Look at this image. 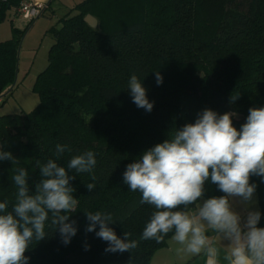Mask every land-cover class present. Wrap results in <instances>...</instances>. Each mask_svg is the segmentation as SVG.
Returning a JSON list of instances; mask_svg holds the SVG:
<instances>
[{"label": "trees", "instance_id": "trees-1", "mask_svg": "<svg viewBox=\"0 0 264 264\" xmlns=\"http://www.w3.org/2000/svg\"><path fill=\"white\" fill-rule=\"evenodd\" d=\"M21 2L0 0V25L13 22ZM73 10L52 30L47 66L33 85L36 108L0 117V145L14 157L0 161V202H14L12 177L19 168L28 171L34 189L40 166L55 159L56 144L71 147L57 161L65 167L71 156L93 151L91 174L69 170L78 199L70 215L76 235L63 244L49 221L46 237L33 240L25 253L28 264H149L172 234L159 244L140 239L154 209L139 203L141 194L128 189L123 173L205 109L234 113L239 129L250 108L264 107V0H84ZM88 15L96 29L84 22ZM21 37L12 27V37L0 39V105L12 92L3 96L14 82ZM157 71L163 77L159 85ZM133 74L154 102L151 112L132 101ZM251 182L257 185L258 226L264 227V182L256 176ZM87 183L96 187L89 191ZM220 195L215 185H206L205 198ZM96 211L111 213L108 226L121 238L131 233L138 246L106 252L107 242L86 232L85 212Z\"/></svg>", "mask_w": 264, "mask_h": 264}, {"label": "clouds", "instance_id": "clouds-1", "mask_svg": "<svg viewBox=\"0 0 264 264\" xmlns=\"http://www.w3.org/2000/svg\"><path fill=\"white\" fill-rule=\"evenodd\" d=\"M156 81L158 85L163 82L159 71ZM128 90L138 108L152 111L154 102L135 74L128 81ZM233 115L205 109L194 123L168 133L162 143L127 165L123 183L141 194L140 204L154 209L141 240L159 244L171 233L178 254L202 257L205 264H264V227L258 226L261 212L252 210L257 185L251 182L253 176L264 182V107L250 108L239 129L233 125ZM70 152L67 144L55 145V159L40 166L41 179L34 189L28 171L16 170L12 177L15 200L0 202V264H28L25 253L33 240L46 237L49 221L54 226L51 230H59L63 244L76 235V222L70 221V215L76 211L78 199L70 186L75 176L69 170L91 174L97 160L93 151H85L61 166L57 161ZM13 159L0 145V161ZM206 185H215L223 195L205 198ZM86 187L91 191L96 185L87 183ZM237 201L246 214L237 210ZM85 214L89 221L86 232L95 231L107 242L106 252L122 253L138 246L137 240L129 238L131 233L124 232L121 238L108 226L114 222L111 213Z\"/></svg>", "mask_w": 264, "mask_h": 264}, {"label": "rangeland", "instance_id": "rangeland-1", "mask_svg": "<svg viewBox=\"0 0 264 264\" xmlns=\"http://www.w3.org/2000/svg\"><path fill=\"white\" fill-rule=\"evenodd\" d=\"M84 0H44V5L50 2L39 17L28 24L20 18H15L12 23L5 21L0 25V39L9 40L12 37V27L22 33L18 50V65L16 82L2 105L0 117L7 115H20L30 113L38 105L39 99L33 91L36 77L46 68L47 57L54 43L53 29L60 28V20L66 16H73V9ZM255 204L252 210H258L257 197L254 194ZM237 210L246 214L244 206L236 202Z\"/></svg>", "mask_w": 264, "mask_h": 264}, {"label": "crops", "instance_id": "crops-1", "mask_svg": "<svg viewBox=\"0 0 264 264\" xmlns=\"http://www.w3.org/2000/svg\"><path fill=\"white\" fill-rule=\"evenodd\" d=\"M23 1H35L42 4L44 7V0H23ZM24 21V20H23ZM26 22V21H25ZM179 246L171 238L168 240L167 245L156 251L149 264H205L202 257L187 256L177 253Z\"/></svg>", "mask_w": 264, "mask_h": 264}, {"label": "built area", "instance_id": "built-area-1", "mask_svg": "<svg viewBox=\"0 0 264 264\" xmlns=\"http://www.w3.org/2000/svg\"><path fill=\"white\" fill-rule=\"evenodd\" d=\"M45 7L35 1H23L16 10V17L30 22L40 16Z\"/></svg>", "mask_w": 264, "mask_h": 264}, {"label": "water", "instance_id": "water-1", "mask_svg": "<svg viewBox=\"0 0 264 264\" xmlns=\"http://www.w3.org/2000/svg\"><path fill=\"white\" fill-rule=\"evenodd\" d=\"M50 3V2H49ZM48 3V4H49ZM47 4V5H48ZM84 22L90 27V28H92V29H96V27H97V21H96V19L95 18H93L92 16H90V15H88V16H86L85 18H84ZM19 46H20V44H19ZM19 46H18V50H19ZM17 65H18V57H17V64H16V70H15V78H14V82H13V84H12V86H11V88L3 95V96H6L12 89H13V87H14V85H15V82H16V73H17Z\"/></svg>", "mask_w": 264, "mask_h": 264}]
</instances>
